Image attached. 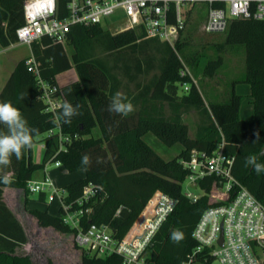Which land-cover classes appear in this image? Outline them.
Returning <instances> with one entry per match:
<instances>
[{
  "label": "trees",
  "instance_id": "1",
  "mask_svg": "<svg viewBox=\"0 0 264 264\" xmlns=\"http://www.w3.org/2000/svg\"><path fill=\"white\" fill-rule=\"evenodd\" d=\"M24 1L0 0V48L16 43V30L23 25ZM66 2L57 0L61 16L65 14ZM225 44L242 48L244 73L231 82L227 100L205 105L192 80L186 74L181 75L184 68L175 49L156 39H144L134 30L112 34L101 26H75L64 44L47 38L32 43L29 58L37 74L26 66L27 59L19 60L0 91V102H11L28 125L38 129L33 143L42 144L44 152L41 162L36 164L31 159V149H25L19 160L13 156L9 167L0 168V176L7 175L11 180L9 184L0 182V264H34L28 253H17L28 239L22 224L4 202L3 189L22 191L26 203L31 196L27 184L33 174L56 161L68 174L82 173L62 188L65 192L62 203L68 212H83L79 219L81 229L105 226L113 240L120 242L153 195L161 192L175 200V206L151 239L148 262L211 264L209 250L197 251L193 231L203 212L221 205L226 195L218 180L210 176L197 183L200 194L196 199L185 196L181 184L188 170L182 162L189 159L191 151L210 155L223 143L224 153L234 159L233 178L264 205V173L257 175L251 165H245L246 158L253 155L258 163L264 164V19L230 21ZM175 46L180 49L179 41H175ZM66 47L72 49L70 57ZM96 47L105 52L128 48L132 53L143 54L154 49L159 54L156 62L144 60L145 67L142 60L135 63L133 58L126 60L131 62L124 66L130 83L140 74L158 71L148 85L138 88V93L124 95L135 107L128 116L108 110L122 84L112 70L94 58ZM72 68L77 80L59 86L57 76ZM41 84L49 90L55 88L52 96L61 98L60 106L53 111L48 110L41 98ZM183 84L187 90L179 95ZM65 101L80 106V114L72 117L70 123L58 119ZM191 107L201 116L193 138L182 119ZM94 129L99 131L98 136H92ZM6 132V127L0 125V133ZM148 134L166 148L180 146L177 156L163 159L144 141ZM64 138L68 141L62 142ZM61 144L63 149L59 151ZM84 155L90 157L87 166L81 163ZM87 186H91L92 194L78 204ZM46 198L45 193H40L35 200L53 204H48ZM28 212L41 227L62 234L76 232L64 222L62 208L55 215L48 209ZM175 230L183 234L179 243L171 239ZM80 264H121V257L92 256L81 250Z\"/></svg>",
  "mask_w": 264,
  "mask_h": 264
},
{
  "label": "built area",
  "instance_id": "2",
  "mask_svg": "<svg viewBox=\"0 0 264 264\" xmlns=\"http://www.w3.org/2000/svg\"><path fill=\"white\" fill-rule=\"evenodd\" d=\"M194 18L199 19L204 33L223 34L232 20L264 19V0H67L63 16L57 0H25L23 25L16 30V43L30 47L47 38L64 44L72 27L116 26L117 32L134 30L144 39L172 45ZM25 64L37 74L31 58ZM181 75H185V69ZM41 88V98L48 110L58 108L61 98L52 96L56 89L49 90L44 84ZM223 145L218 144L210 155L192 150L189 159L182 162L188 170L185 180L191 186L196 187L205 177L213 176L226 195L221 205L206 209L198 221L193 231L197 251L209 250L217 264H264V205L233 178L234 159L224 153ZM62 149L61 144L59 151ZM53 166L59 168L60 163L56 161ZM27 189L31 195L45 193L48 204H59L65 212L64 222L76 230L73 243L77 248L92 256L116 254L121 257V264H150L147 258L151 239L175 206V200L156 192L126 236L116 242L105 226L81 229L82 210L68 212L62 203L65 192L50 176L44 175L39 182L30 181ZM91 194V186L84 188L78 204ZM184 194L190 199L197 198L190 191Z\"/></svg>",
  "mask_w": 264,
  "mask_h": 264
},
{
  "label": "rangeland",
  "instance_id": "3",
  "mask_svg": "<svg viewBox=\"0 0 264 264\" xmlns=\"http://www.w3.org/2000/svg\"><path fill=\"white\" fill-rule=\"evenodd\" d=\"M115 27L112 26L110 29L105 30L114 34L117 33ZM177 41L181 45L180 49L175 46V41L170 46L175 49L176 55L179 57L182 67L185 69V74L197 87L205 105H208L209 102L227 100L231 82L240 78L244 73L245 63L242 48L225 44V33H204L198 18H194L191 21L190 25L180 35ZM30 49L31 47L27 45L17 43L7 48H0V83L3 81L6 71H11L19 60L28 59L31 56ZM66 52L70 57L72 49L66 47ZM93 53L94 58L105 65L106 68L112 70L121 81L122 86L119 92L123 96L127 92H131L132 94L138 93V88L148 85L158 73L157 69H153L148 73L138 75L137 79L133 83H130L124 72V66L128 62L126 60L129 58H133L134 63L137 60H142L143 67H145L143 62L146 59H152L153 62H156L159 54L154 49L149 54H143L144 52L140 53L138 51L132 53L128 48L115 52H105L96 47ZM128 64H131V62L129 61ZM213 65L214 67L211 68ZM75 80H77V73L72 68L70 71L58 75L57 82L59 86H63ZM181 90L179 89L178 91L179 95L187 90V85L185 87L181 86ZM182 119L187 125L189 136L193 138L196 128L201 121L200 114L191 107L183 113ZM98 135L99 131L94 129L92 136ZM144 141L165 160L177 156L180 150V146L178 145L172 148L164 147L151 134L146 135ZM38 145L36 143L31 148V154L33 156L35 155V161H39ZM47 167L50 172L56 170L53 163L48 164ZM72 177L77 176L70 175L68 179H72ZM181 187L183 192L190 191L196 195L200 194V191L196 187L191 186L187 180L181 184ZM19 192L23 195L22 191ZM35 196V194L30 196L32 206L37 207L39 210L48 209L51 214H56L54 203L46 207L42 203L35 202L36 200L33 201ZM9 201H11V197H9ZM12 208L14 210L16 209L14 204ZM29 210L25 209L22 211V208L19 212L15 210L28 239L27 244L20 247L17 253H28L31 255L34 264H80L81 249L77 248L73 243V235L58 233L52 228L39 226L36 219L29 214ZM192 264L202 263L195 261ZM211 264L217 263L213 261Z\"/></svg>",
  "mask_w": 264,
  "mask_h": 264
},
{
  "label": "clouds",
  "instance_id": "4",
  "mask_svg": "<svg viewBox=\"0 0 264 264\" xmlns=\"http://www.w3.org/2000/svg\"><path fill=\"white\" fill-rule=\"evenodd\" d=\"M79 108V105L73 106L65 101L58 119H62L64 123H70L72 117L80 114ZM108 110L128 116L135 111V107L122 93L116 92ZM0 125H4L7 129L6 133H0V168H7L11 165L13 156L19 160L23 150L31 149L34 146L33 136L38 135V129L31 128L21 111L11 102H0ZM81 163L85 166L89 165L90 157L84 155ZM245 165H251L257 175L264 173V164L258 163L254 155L246 158ZM85 170L87 169L85 168ZM0 182L9 184L11 180L7 175H3L0 176ZM171 239L173 242L179 243L183 239V234L175 230L171 233Z\"/></svg>",
  "mask_w": 264,
  "mask_h": 264
},
{
  "label": "crops",
  "instance_id": "5",
  "mask_svg": "<svg viewBox=\"0 0 264 264\" xmlns=\"http://www.w3.org/2000/svg\"><path fill=\"white\" fill-rule=\"evenodd\" d=\"M13 69H14V67H13ZM13 69L11 71H9V70L6 71L3 81L0 83V91H1L2 87L4 86L5 82L7 81L9 75L13 71ZM57 80H58V76H57ZM38 144H39L38 145L39 146V150H38L39 161H35V159H34L35 155L33 156L31 154V159H32L33 163H36V164L41 162L42 156H43V152H44V146L42 144H40V143H38ZM32 156H33V158H32ZM54 168H56V167H54ZM44 175L50 176L54 180V182L56 183V185L58 187L63 188V186H65L67 183L77 179L78 177H81L82 173L78 172V173H75V174H68L66 171H64L63 168H56V170H53L52 172H50L48 170V167L45 166L43 169L38 170V171H36L33 174L31 181L39 182V181H41L43 179ZM70 175L77 176V177H74V178L72 177V179H68L70 177ZM61 179H62V182H61ZM9 197H11V201H9ZM3 198H4V202L6 203V205L13 212V214L16 216V218L18 219L19 222H20V220L18 218V215H17L16 211L17 212L21 211V208H22V211L25 210V209H27V210H29V209H38L37 207L32 206V204H31L32 202H30L31 200H29V201H27L25 203L23 195L20 194L19 190H16V189H13V188H4L3 189ZM35 198H36V196H35ZM33 201H35V199ZM13 204L16 207V209H15L16 211L12 208ZM55 204H54V207H55L54 209H55V212H57V210L59 209V204L57 203L56 206H55ZM49 206L50 205H46V207H49Z\"/></svg>",
  "mask_w": 264,
  "mask_h": 264
},
{
  "label": "water",
  "instance_id": "6",
  "mask_svg": "<svg viewBox=\"0 0 264 264\" xmlns=\"http://www.w3.org/2000/svg\"><path fill=\"white\" fill-rule=\"evenodd\" d=\"M219 243H220V245H222V236H221V238H220V241H219Z\"/></svg>",
  "mask_w": 264,
  "mask_h": 264
}]
</instances>
